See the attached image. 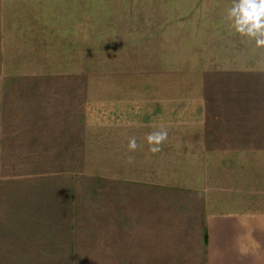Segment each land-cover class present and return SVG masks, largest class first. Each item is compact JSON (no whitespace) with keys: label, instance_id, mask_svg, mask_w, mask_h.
<instances>
[{"label":"rangeland","instance_id":"374dc122","mask_svg":"<svg viewBox=\"0 0 264 264\" xmlns=\"http://www.w3.org/2000/svg\"><path fill=\"white\" fill-rule=\"evenodd\" d=\"M231 5L232 0H0V264H177L168 256L172 249L187 256L174 243L180 236L166 233L163 218H142L140 224L134 210L101 197L97 185L71 186L69 172L56 170L63 159L77 163L76 154H15L10 139L20 146L30 133L26 129L23 136L10 83L16 71L134 61L148 66L161 52L171 53L174 78L204 84L210 115L220 116L225 129L236 126L240 145L264 147V50L229 27ZM117 48L126 53L118 57ZM60 83L56 77L51 85ZM53 123L51 114L33 123L37 143L51 142L43 139L52 136ZM258 157L264 160V153ZM172 238L174 244L167 241Z\"/></svg>","mask_w":264,"mask_h":264},{"label":"crops","instance_id":"0c3cea01","mask_svg":"<svg viewBox=\"0 0 264 264\" xmlns=\"http://www.w3.org/2000/svg\"><path fill=\"white\" fill-rule=\"evenodd\" d=\"M171 57L161 52L148 66L134 61L95 69L90 64L16 71L11 98L20 105L23 136L26 129L30 136L20 146L10 139L13 152L21 157L76 154L77 163L63 159L56 171H68L71 186L97 185L101 197L124 204L128 213L134 210L138 222L163 218L166 233L180 236L167 241L180 243L187 255L170 250L168 256L177 264H264V160L258 157L264 147L240 145L236 126L225 129L224 120L208 112L204 84L190 83L187 76L174 78L178 72ZM56 77L63 83L51 85ZM15 79L20 82L13 83ZM49 113L53 132L43 140L51 142L37 143L33 123ZM160 128L167 129L168 138L153 154L146 137ZM215 135L220 141L214 142ZM132 137L138 147L130 152ZM253 178L256 182L250 183ZM117 232L122 236L124 231ZM194 242L199 254L193 252Z\"/></svg>","mask_w":264,"mask_h":264},{"label":"clouds","instance_id":"9594fccd","mask_svg":"<svg viewBox=\"0 0 264 264\" xmlns=\"http://www.w3.org/2000/svg\"><path fill=\"white\" fill-rule=\"evenodd\" d=\"M225 19L229 22V27L240 37L254 41L257 49L264 50V0H232ZM167 138L168 131L165 128L149 133L146 137L148 151L153 154L160 152L161 145ZM137 147L136 138H130L128 150L133 152Z\"/></svg>","mask_w":264,"mask_h":264}]
</instances>
